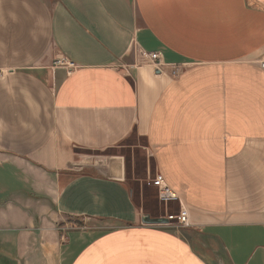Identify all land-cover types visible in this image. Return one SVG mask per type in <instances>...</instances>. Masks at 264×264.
Returning <instances> with one entry per match:
<instances>
[{"label": "crops", "instance_id": "0c3cea01", "mask_svg": "<svg viewBox=\"0 0 264 264\" xmlns=\"http://www.w3.org/2000/svg\"><path fill=\"white\" fill-rule=\"evenodd\" d=\"M263 55L264 0H0V264H264ZM133 135L185 231L143 222Z\"/></svg>", "mask_w": 264, "mask_h": 264}, {"label": "rangeland", "instance_id": "374dc122", "mask_svg": "<svg viewBox=\"0 0 264 264\" xmlns=\"http://www.w3.org/2000/svg\"><path fill=\"white\" fill-rule=\"evenodd\" d=\"M146 145L144 139L133 135L114 152L123 155L125 158L127 183L133 192L134 201L143 209L144 213L151 217H165L166 214L175 215L179 212L178 202L170 203L167 207L159 200L158 189L152 183V179L157 173L156 167L154 161L148 157ZM170 223L181 230L185 231L186 229L178 223V219H172ZM185 233L189 237L194 236L198 241L200 240V237H197L198 235L192 229ZM204 249L203 251L209 258L213 259L211 264H230L223 252L216 251L211 246L210 249L207 246Z\"/></svg>", "mask_w": 264, "mask_h": 264}, {"label": "built area", "instance_id": "2783aa9c", "mask_svg": "<svg viewBox=\"0 0 264 264\" xmlns=\"http://www.w3.org/2000/svg\"><path fill=\"white\" fill-rule=\"evenodd\" d=\"M142 57L144 58V60H146L147 62L152 64L155 69H159L160 72H163L165 70V68L167 67V64L163 61L160 52H143ZM68 64L70 65L71 68L75 67L73 63L68 62ZM259 66L262 70H264V55L261 58V60L259 61ZM173 73L174 74L179 73V69L175 68L173 70ZM152 183L155 187H157L159 200L162 203H164L165 206L168 207V205L170 203H173V202H180L179 196L169 186V184L166 182L164 176L160 172L156 173L155 177L152 179ZM165 217H167L169 219V221L172 219H178V223L181 226H184V227H191L192 226L189 211L184 206H182V204L179 207V212L177 214H175V215L166 214Z\"/></svg>", "mask_w": 264, "mask_h": 264}, {"label": "water", "instance_id": "95a60500", "mask_svg": "<svg viewBox=\"0 0 264 264\" xmlns=\"http://www.w3.org/2000/svg\"><path fill=\"white\" fill-rule=\"evenodd\" d=\"M156 72L160 73V70L156 69ZM143 222L146 224H165L170 221L167 217H151L149 214H144Z\"/></svg>", "mask_w": 264, "mask_h": 264}]
</instances>
